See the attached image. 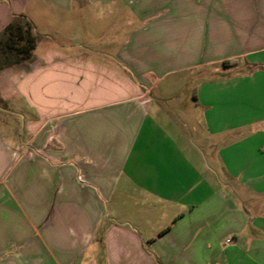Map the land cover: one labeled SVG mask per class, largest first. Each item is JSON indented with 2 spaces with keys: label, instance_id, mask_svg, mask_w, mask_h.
<instances>
[{
  "label": "crops",
  "instance_id": "0c3cea01",
  "mask_svg": "<svg viewBox=\"0 0 264 264\" xmlns=\"http://www.w3.org/2000/svg\"><path fill=\"white\" fill-rule=\"evenodd\" d=\"M17 14L0 264H264V0H0V31Z\"/></svg>",
  "mask_w": 264,
  "mask_h": 264
},
{
  "label": "trees",
  "instance_id": "16d2710c",
  "mask_svg": "<svg viewBox=\"0 0 264 264\" xmlns=\"http://www.w3.org/2000/svg\"><path fill=\"white\" fill-rule=\"evenodd\" d=\"M38 34L24 14L14 15L0 31V70L32 57Z\"/></svg>",
  "mask_w": 264,
  "mask_h": 264
},
{
  "label": "rangeland",
  "instance_id": "374dc122",
  "mask_svg": "<svg viewBox=\"0 0 264 264\" xmlns=\"http://www.w3.org/2000/svg\"><path fill=\"white\" fill-rule=\"evenodd\" d=\"M190 84L191 83H188V84L182 86L181 89H179V91H178V95L168 97L165 100L164 104L169 108L172 107V108L179 109V110H185L186 109V102L189 101L190 97H192V95H191L192 89H191ZM153 94H156L155 90H153ZM186 117H187L186 115H181L178 118L186 119Z\"/></svg>",
  "mask_w": 264,
  "mask_h": 264
}]
</instances>
